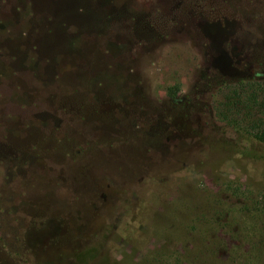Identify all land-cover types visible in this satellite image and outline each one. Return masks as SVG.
<instances>
[{"label":"rangeland","instance_id":"1","mask_svg":"<svg viewBox=\"0 0 264 264\" xmlns=\"http://www.w3.org/2000/svg\"><path fill=\"white\" fill-rule=\"evenodd\" d=\"M258 76L264 0H0V264H258Z\"/></svg>","mask_w":264,"mask_h":264},{"label":"trees","instance_id":"2","mask_svg":"<svg viewBox=\"0 0 264 264\" xmlns=\"http://www.w3.org/2000/svg\"><path fill=\"white\" fill-rule=\"evenodd\" d=\"M241 88L225 95L215 107V116L247 140L258 144V162L264 165V78L241 83ZM247 86V87H246ZM176 102L177 92L169 90ZM241 116V118H239ZM258 264H264V189L258 194Z\"/></svg>","mask_w":264,"mask_h":264}]
</instances>
